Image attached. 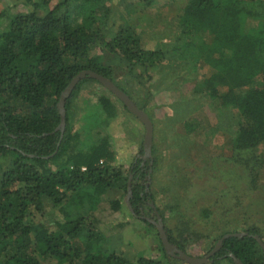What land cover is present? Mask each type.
<instances>
[{"label": "trees", "instance_id": "1", "mask_svg": "<svg viewBox=\"0 0 264 264\" xmlns=\"http://www.w3.org/2000/svg\"><path fill=\"white\" fill-rule=\"evenodd\" d=\"M19 1L29 9L10 12L11 6L0 13V264H187L166 253L158 230L162 254L133 260L98 226L102 197L114 189L127 195L130 174L131 214L143 219L149 233L157 228L145 207L149 218L160 214L170 243L184 252L198 240L209 242L210 252L224 235L246 232L225 239L210 264H238L234 257L264 264V248L255 238L264 241V0H183L164 27L151 26L153 45L143 42L144 30L114 0ZM118 15L124 22L117 25ZM205 67L210 74L197 80ZM87 70L110 78L151 118L152 165L150 159L141 167L137 157L126 174L116 164L103 127L123 112L138 118L96 79H82L66 98L61 131V95ZM88 82L98 84L89 92L96 102L87 98L79 106ZM157 91H180L164 119L149 106ZM205 105L217 120L210 131L230 136L232 182L217 209L204 206L193 220L182 209L190 185L186 174L171 179L170 200L157 204L154 139L174 131L173 145L190 153V137L204 128L195 113ZM46 202L62 215L50 224L36 221ZM124 205L112 201L115 210Z\"/></svg>", "mask_w": 264, "mask_h": 264}, {"label": "rangeland", "instance_id": "2", "mask_svg": "<svg viewBox=\"0 0 264 264\" xmlns=\"http://www.w3.org/2000/svg\"><path fill=\"white\" fill-rule=\"evenodd\" d=\"M56 2L57 0L53 4ZM114 2L122 15L126 13L124 11L125 8H127V11L130 10L128 17L132 24H136V27L145 32L142 33L143 42L146 45H153L154 39L152 35L147 34L150 32L151 26H154L156 31L164 27L168 20L179 12L183 0H152L149 5H145L143 0H114ZM11 6L14 8L10 12L29 9L19 0H0V13L5 8L10 9ZM116 20L117 25L124 22L120 15L116 16ZM210 71L209 67H205L195 74V78L202 80L210 74ZM97 87L98 84L96 83L88 82L85 84L81 94L82 100L78 101L79 106H82V101L87 98L92 104L96 102L92 92ZM189 88L191 86H187L183 92H187ZM179 96L180 91L155 92L149 106L152 108L156 118H166L171 112L170 105L178 100ZM232 111L230 110V112ZM195 114L196 119L202 121L204 128L190 137V153H186L185 150L183 152V148L173 145L174 131L163 140L160 134L155 136L154 140H156L158 147L160 164L152 187L154 189L153 192L157 194L158 206L163 207L170 200L168 189L172 188L171 179L176 175L180 177L186 174L190 178V185L186 189L188 190L187 192L184 190L187 194V199L183 203L182 209H185L193 220H198L200 208L211 206L217 209L221 205L219 202L223 200L219 196L228 191V187L232 182L230 179L232 173L228 162V158L232 156V149L229 141L230 136L227 133L210 131V128L216 124L217 120L215 113L207 105L201 107ZM78 116L80 118L81 114ZM103 130L105 133H109L111 143L117 152L116 164L126 174L129 173L136 158L140 157V148L144 143L145 137L144 125L139 119L127 112H123L109 127H103ZM178 130L183 132V127L179 126ZM148 161L150 159L145 163ZM233 176L235 175L233 174ZM126 197L127 195L122 197L116 189L110 190L102 197L95 212L98 226L111 238L112 245L119 252L133 260H136L140 255L160 256L162 253L158 249L157 229L150 228L151 231L149 233V229L143 219L136 218L131 214L132 212L126 203ZM116 199L125 202L121 210H115L112 206V201ZM242 201L246 203L248 199H243ZM232 204V202L225 203L227 207ZM46 205V212L42 215H37L36 221L50 224L52 219L59 218L62 215L58 209L51 207L49 202H46ZM148 211L147 207H145L144 212L147 217L152 215ZM218 218L217 212L216 219ZM169 222L170 227L175 229L176 225H174V222ZM194 227L200 228L196 224ZM210 247L209 242L198 240L188 245L187 253L195 257H203L208 254ZM222 264H225V262Z\"/></svg>", "mask_w": 264, "mask_h": 264}, {"label": "water", "instance_id": "3", "mask_svg": "<svg viewBox=\"0 0 264 264\" xmlns=\"http://www.w3.org/2000/svg\"><path fill=\"white\" fill-rule=\"evenodd\" d=\"M86 77H90V78L98 80L105 88H107L117 98H119L128 108V110L132 114H134L140 120V122L144 125L145 137H144V143H143V146H144L143 158L151 159L150 165H152L153 163L152 146H153V136H154V125H153L151 118L148 116V114L144 110L140 109L136 105V103L130 98V96L127 93H125L123 90H121L110 78L100 75L94 71L87 70V71H83L80 74H78L71 81V83L66 88V90L62 93L60 101L58 103V109L61 115V122L59 125V128L61 129V131L64 132L65 127H66L65 100L71 94L75 86L82 79H85ZM132 194H133V191H132L131 177H130L128 180V193L126 197V203L129 209L131 210V212L133 213L134 211H133V208L130 202ZM152 207L155 208V205L152 204ZM146 219H148L151 223H153L155 227L157 228L166 253L172 257L182 260L183 262L187 264H210L213 262L212 257L222 248L223 242L225 239L232 237V236L243 237L244 235L247 234L246 232L226 234L216 243L215 247L207 255L203 257H195V256L188 254L187 252H184L183 250L179 249L177 246H174L173 244L170 243L167 233L164 228L162 217L160 216L159 213H157V220H152L149 217H146ZM255 238L258 240L259 244L264 248L263 240L258 235H256ZM234 259L238 264H242V262L236 257H234Z\"/></svg>", "mask_w": 264, "mask_h": 264}, {"label": "flooded vegetation", "instance_id": "4", "mask_svg": "<svg viewBox=\"0 0 264 264\" xmlns=\"http://www.w3.org/2000/svg\"><path fill=\"white\" fill-rule=\"evenodd\" d=\"M138 158H141L142 159V162H141V167H144L145 165H146V161L148 160V159H144L143 158V155H141L140 157H138ZM130 177H131V181H132V179H133V174H130ZM143 213H144V211H142ZM156 213V212H155ZM143 218V217H142ZM150 219H152V218H150ZM152 220H154V219H152Z\"/></svg>", "mask_w": 264, "mask_h": 264}]
</instances>
